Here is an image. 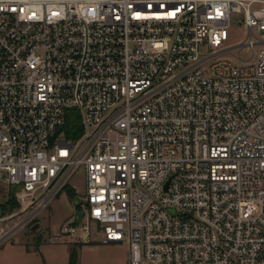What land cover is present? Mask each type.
Returning <instances> with one entry per match:
<instances>
[{
	"label": "built area",
	"instance_id": "obj_1",
	"mask_svg": "<svg viewBox=\"0 0 264 264\" xmlns=\"http://www.w3.org/2000/svg\"><path fill=\"white\" fill-rule=\"evenodd\" d=\"M78 168L58 241L94 226L127 264H264V0H0V192L37 204L0 243Z\"/></svg>",
	"mask_w": 264,
	"mask_h": 264
},
{
	"label": "rangeland",
	"instance_id": "obj_2",
	"mask_svg": "<svg viewBox=\"0 0 264 264\" xmlns=\"http://www.w3.org/2000/svg\"><path fill=\"white\" fill-rule=\"evenodd\" d=\"M227 41L219 48L235 47L245 41L246 32L243 24L242 11L231 15L230 24L227 30ZM219 49L203 46L201 55L207 56ZM249 57V51L232 49L227 54L219 55L208 61L206 65L218 61L228 62L237 67L241 65L236 58ZM67 187L74 192L79 199L85 195V177L82 168H78L66 181ZM2 196V197H1ZM4 192H0V205ZM83 205V202L80 201ZM75 206L68 196L66 189L61 190L34 216V219L18 228L13 234L0 243V257L8 252L9 264H29L34 260L42 258L47 264H69L70 255L75 253V264H127V245L102 244L94 226H92L91 242L87 245L73 244L58 241L60 227L66 223L75 213ZM37 210V204L30 208L11 209L2 214L5 219L0 224V229L6 235L20 225ZM1 212V211H0ZM1 215V216H2ZM33 251L32 255L27 252ZM4 252V253H3ZM35 252V253H34ZM38 256V257H36ZM0 260H3L2 258ZM7 263L4 260V264Z\"/></svg>",
	"mask_w": 264,
	"mask_h": 264
},
{
	"label": "trees",
	"instance_id": "obj_3",
	"mask_svg": "<svg viewBox=\"0 0 264 264\" xmlns=\"http://www.w3.org/2000/svg\"><path fill=\"white\" fill-rule=\"evenodd\" d=\"M62 132L66 138V140L70 142H76L80 139V137L83 134V127L81 126L79 122V116L74 110H69L66 118V123L64 128L62 129ZM66 189L68 192L69 198H71L72 203L76 201V194L72 191H70L65 185L62 190ZM19 204L16 202L15 197L13 196V193L10 192L7 200L0 205V211L1 214H4L6 211H11V209L18 208ZM79 208V207H77ZM75 253L73 252L70 255V262L69 264H75Z\"/></svg>",
	"mask_w": 264,
	"mask_h": 264
},
{
	"label": "crops",
	"instance_id": "obj_4",
	"mask_svg": "<svg viewBox=\"0 0 264 264\" xmlns=\"http://www.w3.org/2000/svg\"><path fill=\"white\" fill-rule=\"evenodd\" d=\"M4 253V252H3ZM35 253V252H34ZM33 254V251H31V252H27V255H32ZM36 257H38V256H36ZM3 259V260H0V264H4V260H5V262H7V263H5V264H9V262H8V258H9V255H8V252H5L4 253V256H1L0 257V259ZM29 264H47L42 258H40V261L39 260H34V262L32 261V263H30L29 262Z\"/></svg>",
	"mask_w": 264,
	"mask_h": 264
},
{
	"label": "water",
	"instance_id": "obj_5",
	"mask_svg": "<svg viewBox=\"0 0 264 264\" xmlns=\"http://www.w3.org/2000/svg\"><path fill=\"white\" fill-rule=\"evenodd\" d=\"M73 205L75 206V208H77L79 206V202L78 201H75L73 203ZM82 216H83L82 212L81 211H78L77 212V218H78V220H80L82 218Z\"/></svg>",
	"mask_w": 264,
	"mask_h": 264
}]
</instances>
